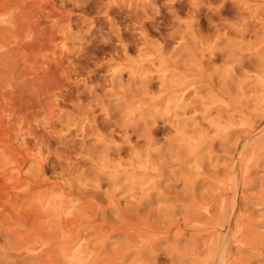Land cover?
I'll return each instance as SVG.
<instances>
[{
    "label": "rangeland",
    "instance_id": "374dc122",
    "mask_svg": "<svg viewBox=\"0 0 264 264\" xmlns=\"http://www.w3.org/2000/svg\"><path fill=\"white\" fill-rule=\"evenodd\" d=\"M0 264H264V0H0Z\"/></svg>",
    "mask_w": 264,
    "mask_h": 264
}]
</instances>
